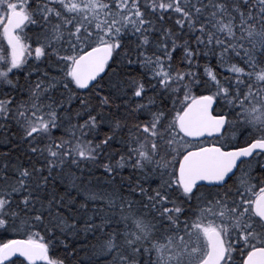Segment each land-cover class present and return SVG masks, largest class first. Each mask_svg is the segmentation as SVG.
Returning a JSON list of instances; mask_svg holds the SVG:
<instances>
[{"label":"snow or ice","instance_id":"1","mask_svg":"<svg viewBox=\"0 0 264 264\" xmlns=\"http://www.w3.org/2000/svg\"><path fill=\"white\" fill-rule=\"evenodd\" d=\"M0 264H264V0H0Z\"/></svg>","mask_w":264,"mask_h":264},{"label":"trees","instance_id":"2","mask_svg":"<svg viewBox=\"0 0 264 264\" xmlns=\"http://www.w3.org/2000/svg\"><path fill=\"white\" fill-rule=\"evenodd\" d=\"M125 175H127V172H125ZM9 238H11V237H9Z\"/></svg>","mask_w":264,"mask_h":264}]
</instances>
